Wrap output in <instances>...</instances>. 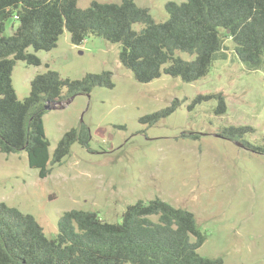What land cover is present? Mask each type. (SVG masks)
<instances>
[{"label":"rangeland","instance_id":"rangeland-1","mask_svg":"<svg viewBox=\"0 0 264 264\" xmlns=\"http://www.w3.org/2000/svg\"><path fill=\"white\" fill-rule=\"evenodd\" d=\"M134 1L162 23L169 18V1L186 0ZM92 2L122 0H78V7L86 9ZM12 32L9 23L5 34ZM225 46L226 58L214 61L208 75L196 82L163 74L147 84L122 66L120 44L101 38L89 37L76 46L65 31L49 52L29 48L41 65L16 62L12 84L20 101L29 96L31 81L48 71L71 81L109 71L115 87H97L89 96L78 95L44 114L51 158L69 130L84 126L91 137L86 148L75 143L60 165L49 163L47 178L29 167L25 152H0V204L33 216L46 237L54 238L64 212H94L116 224L128 206L159 199L194 214L205 236L201 257L223 264H264V155L241 146L264 142V71L239 62L229 39ZM217 94L227 104L222 115L215 114L216 98L196 101ZM174 101L180 105L157 124L140 121ZM228 127H251L254 132L238 141L219 137V130Z\"/></svg>","mask_w":264,"mask_h":264},{"label":"trees","instance_id":"trees-1","mask_svg":"<svg viewBox=\"0 0 264 264\" xmlns=\"http://www.w3.org/2000/svg\"><path fill=\"white\" fill-rule=\"evenodd\" d=\"M165 9L168 20L156 23L148 9L134 0L92 2L86 9L78 7V0H0V152H25L29 167L45 179L52 172L49 163L60 165L75 143L89 146L86 127L71 129L51 158L43 116L47 107H62L78 95L89 96L97 87L113 89L112 72L86 74L76 81L53 71L38 74L30 83L29 96L22 101L12 84L17 61L41 65L28 49L49 52L65 31L76 46L89 37L120 44V63L142 84L163 74L186 83L206 77L214 61L226 58L227 39L234 43L239 62L249 70L264 71V0L169 1ZM9 23L13 32L6 35ZM137 25L142 28L137 30ZM181 53L190 59H183ZM211 98L218 100L215 114L226 113L222 94L196 101ZM179 105L174 101L140 121L153 126ZM246 132L254 130L228 127L219 130L218 136L238 141ZM241 146L264 155V142L260 146L243 142ZM204 242L193 213L159 199L128 206L122 222L116 224L105 222L94 212H64L54 238L46 237L33 216L0 204V264H223L221 259L198 254Z\"/></svg>","mask_w":264,"mask_h":264},{"label":"water","instance_id":"water-1","mask_svg":"<svg viewBox=\"0 0 264 264\" xmlns=\"http://www.w3.org/2000/svg\"><path fill=\"white\" fill-rule=\"evenodd\" d=\"M73 100V99H72ZM72 100H70L69 102H71ZM68 102V103H69ZM53 109H56V106H54L53 108H49V107H47V110H53Z\"/></svg>","mask_w":264,"mask_h":264}]
</instances>
